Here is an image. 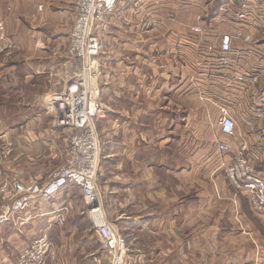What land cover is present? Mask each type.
Instances as JSON below:
<instances>
[{
	"label": "crops",
	"instance_id": "crops-1",
	"mask_svg": "<svg viewBox=\"0 0 264 264\" xmlns=\"http://www.w3.org/2000/svg\"><path fill=\"white\" fill-rule=\"evenodd\" d=\"M28 1L25 9L21 0H0L6 32L18 40L14 58L0 60V144L9 140L14 146L9 159H0V187L43 179L66 151L67 132L51 127L46 101L71 71L66 48L75 0ZM125 3L111 18L108 48L98 59L104 114L96 129L101 201L127 242L126 263L264 264V217L236 195L218 169L216 153L220 135L214 122L222 106L237 121V135L258 156L257 170L264 176V136L245 125L255 120L251 96L244 92L236 106L231 91L207 81L204 90L211 87L214 102H200L188 82L194 72L191 46L183 49L172 39L169 48L164 34L152 48L134 31L141 25L128 21L133 12L124 11ZM230 72L202 71L201 79ZM62 205L68 210L62 227L50 214L39 216ZM32 210L37 217L25 229L0 228V264L14 261L43 232L57 249V260L46 264H109L75 187Z\"/></svg>",
	"mask_w": 264,
	"mask_h": 264
},
{
	"label": "built area",
	"instance_id": "built-area-1",
	"mask_svg": "<svg viewBox=\"0 0 264 264\" xmlns=\"http://www.w3.org/2000/svg\"><path fill=\"white\" fill-rule=\"evenodd\" d=\"M120 0H75L71 20L69 43L66 50L71 71L62 89L47 97V111L51 112V127L69 131L70 137L62 165L49 172L41 180L14 182L0 187V228L13 224L21 231L37 215L32 210L36 204L48 203L61 195L68 186L75 187L85 206L84 215L91 223L96 234L100 250L109 264L126 263L128 246L123 236L108 221L101 201L98 183L100 169L101 144L96 129V120L104 114L100 103L98 58L107 48L111 18L120 4ZM212 4V3H211ZM230 7L236 8L228 19L226 13ZM39 5L38 9L41 10ZM136 8V7H135ZM186 20L190 38L191 67L193 74L188 77L189 84L200 102L212 103L213 97L204 90V85L213 86L225 92L243 91L252 98V112L257 123V132L264 136V90L258 86L264 77V69L254 64L256 54L264 58V0H222L216 11L207 17L196 11ZM6 11L10 13L11 7ZM226 15V17H225ZM173 21L174 17H165ZM219 24L227 22L233 26L231 32L221 30L214 39L208 40L207 20ZM238 43L240 47H235ZM16 44L8 36L5 19L0 14V60L9 62L13 58ZM228 75L205 76L210 70L214 73L230 70ZM209 72V71H208ZM216 126L219 139L216 153L230 187L236 195L246 197L250 210L264 217V176L257 170L258 156L252 154L247 141L237 135L238 124L226 107L219 106ZM13 143L4 140L0 144V159L7 160L13 153ZM230 156V161H225ZM67 207L59 206L50 213L43 212L40 217L51 215L55 225L65 224ZM57 260V249L50 241L47 232L40 233L24 247L16 259H4L2 264H46Z\"/></svg>",
	"mask_w": 264,
	"mask_h": 264
},
{
	"label": "rangeland",
	"instance_id": "rangeland-1",
	"mask_svg": "<svg viewBox=\"0 0 264 264\" xmlns=\"http://www.w3.org/2000/svg\"><path fill=\"white\" fill-rule=\"evenodd\" d=\"M130 1L134 2L136 4V8H130V7L126 8L125 7L126 5H128L130 3ZM120 2L121 3H123V2L127 3V4L125 3V5L123 6L124 11L129 12L128 10H131V12H133L131 14L133 17L131 19H129L128 21L134 22V20H136L137 23H139L141 25V26L137 25V27L134 28V31L137 33H140V35H142V36L145 35L148 38V41H149L148 43L152 46V48H153V44H155V43L158 44L157 40L158 39L161 40V36L166 34L167 36H169V39L166 42L163 40V42H164V44H167V46H170L169 48H172V43L170 44V42H172L171 40L173 39V40L180 42L181 48L187 49V47L191 46V43L189 41L191 37L190 38H188V37L183 38L184 36H182V33H184V32L187 33V29L185 27L186 20L190 19L194 16V14H195L194 8H196L195 9L196 11L201 12L202 15L207 17L208 15L210 16V14L214 13L213 10L218 8V6L222 3V0H120ZM27 3L29 4L28 0H21V5L24 4L25 9L29 8L27 6L28 5ZM120 5L121 4H119V6L117 7L116 10H118V8H120ZM123 7H122V9H123ZM235 11H236V8H234V7H230L228 9V12L226 13V15L228 16V19L232 16V13H234ZM226 15H225V17H226ZM167 16L174 17V20L173 21L166 20L165 17H167ZM71 20H72V16H71ZM139 20H140V22H139ZM206 26L208 29V32H207L208 34L206 35V38L208 40L214 39L215 36L219 33L220 29L226 30L227 32H231V30L233 29V26L228 22L226 24L222 25V28H220V25L214 24V22L211 19L209 21L207 20ZM8 36L16 44V49H15L14 54H13V58H14L15 53H16L17 48H18V45H17L18 40H16V38L13 39L12 36H10V35H8ZM256 39L259 43L263 44L264 39L261 36L256 37ZM174 46H176V43ZM234 46L236 48L240 47V45L238 43H235ZM107 48L105 49V51L107 50ZM66 50H67V48H66ZM5 63H7V62H5ZM98 63H99V66L101 67L99 60H98ZM254 64L257 65V67L260 70H263L264 69V58L262 56H260L259 54H256ZM100 67H99V71H100ZM210 88L211 87H208V90H206V91L210 92L211 91ZM259 88H261L260 91L264 90V77H262L260 79ZM243 89L239 88L238 91H231L229 93V94H231V98H232L233 102H235L236 106H237V102H239L238 101L239 97H245ZM213 91H214V89H213ZM210 95H211V93H210ZM238 106L240 107V105H238ZM216 122H217V120L214 122L215 127H217ZM239 124L241 125L239 127V130L241 131V134H242L243 133L242 129H244V125H242V122H239ZM255 124H257V123L255 122L254 119H250V120H247L245 122L246 128L251 127V125H253L252 133H256V131H257ZM66 132H67L66 147H67L68 140L70 137V132L69 131H66ZM215 132L219 133V129L216 128ZM97 133H98V131H97ZM98 135H99V133H98ZM64 157H65V155H64ZM227 159L230 161V156H227ZM63 161H64V159H63ZM63 161H62V163H63ZM62 163L52 165L47 170V173L56 170L57 168H59L62 165ZM53 164H54V162H53ZM76 202L78 203V206H80L81 200L79 197L76 198ZM123 238H124V236H123Z\"/></svg>",
	"mask_w": 264,
	"mask_h": 264
},
{
	"label": "trees",
	"instance_id": "trees-1",
	"mask_svg": "<svg viewBox=\"0 0 264 264\" xmlns=\"http://www.w3.org/2000/svg\"><path fill=\"white\" fill-rule=\"evenodd\" d=\"M216 11V9L215 10H213V12H215Z\"/></svg>",
	"mask_w": 264,
	"mask_h": 264
}]
</instances>
